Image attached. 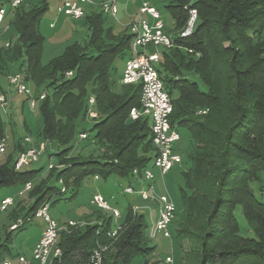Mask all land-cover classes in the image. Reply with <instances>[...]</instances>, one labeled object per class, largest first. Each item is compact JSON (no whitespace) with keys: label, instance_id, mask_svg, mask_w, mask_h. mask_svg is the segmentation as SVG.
Masks as SVG:
<instances>
[{"label":"trees","instance_id":"trees-1","mask_svg":"<svg viewBox=\"0 0 264 264\" xmlns=\"http://www.w3.org/2000/svg\"><path fill=\"white\" fill-rule=\"evenodd\" d=\"M10 1L0 0V7ZM23 5L8 7L6 14L13 15L9 25L16 37L14 42L0 46V93H5L1 79L7 77L8 81L11 65L19 62L18 72L26 74L35 94H46L40 100L41 135L51 142L52 150L58 148V163L30 190L26 211L11 212V222L18 216L24 219L18 230L44 204L51 205L62 197L74 198L85 177L133 178L135 169L141 173L152 162L155 150L149 119L143 116L134 120L130 116L132 108L140 107L141 87L121 81L118 87L114 79L116 59L130 55L128 30L114 34L111 27L104 28V12L86 6L89 43L69 45L60 56L43 64L45 38L39 23L48 2L43 0L30 8ZM168 8L175 19V30L186 25L190 8H195L198 15L193 32L176 36L174 46L162 50L158 65L172 98L171 122L194 143L187 163L190 166L181 174L184 214L177 233L199 246L192 247L188 254L183 250L184 257L191 256L192 264H264V195L253 185L264 179V43L260 40L264 34V0H171ZM222 51L228 53L225 94L218 87L212 88L211 83L202 90L184 74L195 68L204 78L201 64L208 69ZM91 97L99 115L90 129L94 135L83 128ZM195 105L209 112L205 120L188 116ZM87 132L99 154L72 155L81 141L80 134ZM16 147L21 151L25 146L21 141ZM42 170H16L15 159L12 165L1 164L0 188L22 187ZM238 206L246 222L244 228L235 214ZM131 208L114 237L109 235L115 220L111 212L102 216L98 211L96 222L61 229L57 240L61 255L51 264H88L94 250L101 246L106 247L103 264H134L137 257L154 252L145 235L148 227L144 215ZM244 230L251 234L244 235ZM15 232L10 228L4 236L0 232V264L5 260L15 262L19 255L12 250ZM159 262L153 260L151 264Z\"/></svg>","mask_w":264,"mask_h":264},{"label":"rangeland","instance_id":"rangeland-1","mask_svg":"<svg viewBox=\"0 0 264 264\" xmlns=\"http://www.w3.org/2000/svg\"><path fill=\"white\" fill-rule=\"evenodd\" d=\"M63 0H47L48 9L42 16L39 29L41 34L44 36V47L41 61L43 64L49 63L53 58L60 56L65 48L74 43H78L81 46H85L89 43L90 38V29L88 26L87 17H82L79 19H74L72 17L66 16L63 13L57 12V6ZM116 1L118 13L116 16H111L107 13H103V25L104 28L111 27L114 34H123L125 31L129 30V25L138 22L141 17H146L145 14L140 12V6L143 2H148L151 5L157 7L162 16L165 29L167 31H181L182 29H174L176 26L175 19L171 12L169 11L168 5L171 3V0H91L92 5L90 10L95 12H100V5L104 2ZM43 0H25L22 8H30L38 6L42 3ZM89 10V11H90ZM190 15L188 16L189 19ZM13 15H8L0 23V46L7 45L9 41H15V33L10 27L9 23ZM198 20V15L194 21V26ZM188 22V20H187ZM260 40L264 43V34L261 35ZM227 46V45H226ZM2 48V47H0ZM161 50L162 48L159 47ZM148 52L153 51V47L147 48ZM228 53L222 51V53L213 61L212 65L208 69L201 64L199 70L204 78H201L197 71L190 69L185 71L184 74L190 79L197 82L198 87L202 90L208 89V83L212 84V88H220L221 94L226 93L227 87V65L226 58ZM127 56L124 58H117L115 66V76L114 79L117 81V86L120 85L119 77H121L123 70L125 68V63ZM19 71V62L11 65V73ZM2 88L5 93H2L3 96L7 99V106L0 105V112L3 118V130L4 135L7 140V149L6 152L0 156V165L9 162L10 165L13 164L14 159L18 157L20 150L16 145L23 141L26 136H30L33 141L40 142L42 140V125L43 117L41 113V101L36 103V107L31 109L28 100L23 95L14 96V91L9 87V82L7 77L1 79ZM30 86L34 87L32 82ZM42 89V88H41ZM94 108V107H93ZM208 111L206 112L205 108L202 106L195 105L188 111V116L194 119L205 120ZM97 116H99L97 114ZM96 118V117H95ZM94 118H91L89 115L86 118L83 128L90 130L94 124ZM91 135H94V131H89ZM89 132H87L86 137H80V142H78V147L76 150L71 152L72 155L83 154L87 156L89 154L98 155V151L95 150L96 143L90 138ZM193 140L187 137L186 132H181V139L176 142V151L180 154L182 162L174 166L165 176L161 174V171L155 167L153 162H149L147 167L152 171L154 179L151 182H148L140 174H135L134 179L131 176L129 177H118L111 176L108 178L99 177L96 179L93 175L85 177L80 182L78 194L72 198L68 199L62 197L57 202L50 205L49 214L56 219L60 225H67L70 221H73L75 224L82 223H93L98 220L97 216L98 211L103 212V215H109L110 211L99 208L98 206L92 204L93 196L97 193H100L113 208H116L120 212V217L117 220L113 221V228L115 229L118 225L124 222L127 210L129 207L133 212L143 214L147 224L146 237L149 241L150 246L155 247V251L148 254L147 256L137 257L134 260V264H151L153 260H161L166 256H173L175 264H192L194 259L191 256H185L184 252L188 254L191 252L192 247L198 248L199 244L194 240L190 239H181L178 236V228L181 227V221L183 218V202L181 196L180 187L185 188L182 178V171L189 168L188 158L189 153L193 149ZM25 146V142L22 143ZM58 148L54 146L53 150L48 149L44 152L37 162H33L26 169H38L42 168V172L37 173L36 178H32V186L35 187L41 179L47 178L50 171L47 168L49 162V156L52 153L51 157L52 163L57 164L58 160L55 156ZM51 180V179H50ZM54 182V181H53ZM140 182V183H139ZM132 184L136 192L127 193L125 192V187ZM57 185H60L59 182H56ZM153 184L155 187V192L157 194H168L176 205V214L173 220V223L170 226V237H165L162 233H157L156 236L151 237L149 234L150 227L157 218V208L158 204L151 196L148 199H143L137 189L144 188L149 189V185ZM256 188V191L264 195V179L258 183H253ZM21 186H10L0 188V232L4 236V231L10 228V224L15 223L23 217H19L10 221L9 217L11 212L16 209V212L23 213L26 211L28 204L31 202L30 191L19 193ZM187 193L188 190L185 189ZM10 196L13 198V204L8 207L7 210L1 209V201L3 198ZM236 217L239 223L242 225V228L246 226V222L242 215L241 207L238 206L235 210ZM26 226L21 230H16L15 235L13 236L12 250L14 254L25 255L29 259L32 258V250L34 240L37 237L39 230L45 226L44 219L42 217L33 216L30 218ZM23 226V225H22ZM5 227V229H4ZM4 229V231H3ZM251 234V231L244 230V235ZM182 246L184 247L182 249ZM184 250V252H183Z\"/></svg>","mask_w":264,"mask_h":264},{"label":"built area","instance_id":"built-area-1","mask_svg":"<svg viewBox=\"0 0 264 264\" xmlns=\"http://www.w3.org/2000/svg\"><path fill=\"white\" fill-rule=\"evenodd\" d=\"M25 0H11L7 5L0 7V23L4 20L8 7L15 8L24 3ZM92 5L91 0H63L57 6V12L74 19L82 18L86 15V6ZM101 10L111 16L118 13L116 1L104 2L100 5ZM140 12L149 18L141 17L138 22L130 24L128 32L131 35L130 55L126 60L125 68L120 77V81L126 85H139L141 87L140 107L132 108L130 116L132 119L139 117H147L150 122V134L152 144L154 146L153 164L157 167L163 176H165L174 166L182 162L180 154L176 151V142L181 139V132L175 124L171 122V114L173 111V103L166 84L158 70L161 60V53L164 49L174 46V39L180 35L188 36L193 32L194 21L197 17L195 8L189 9V19L187 25L181 31H167L162 20L160 10L148 2H143L140 6ZM153 47V51L148 52L147 48ZM159 47L162 49L160 50ZM70 75L71 72H67ZM9 87L14 93L23 95L28 100L31 109L36 107V103L43 100L46 96L45 92L36 95L33 88L26 79V74L22 71L12 73L8 76ZM7 99L0 93V105L7 106ZM90 108L88 115L91 118L97 117V112L93 109L94 98L89 100ZM86 133L80 134L85 138ZM25 147L20 151L15 160V169L22 170L29 167L33 162H37L39 157L48 149L52 150V144L49 140L42 138L40 142L33 141L30 136H26L22 143ZM6 137L0 138V156L6 152ZM52 159L49 156L48 169L54 167ZM140 171L135 169L133 174H139ZM141 175L145 180L151 182L154 179L152 171L146 166L141 171ZM98 177V176H96ZM33 188L32 182H27L21 187L19 193L30 191ZM125 192L134 193L136 190L129 184L125 187ZM137 193L143 199L151 196L157 202V218L153 221L149 234L151 237L162 233L165 237H170V226L173 223L176 214V205L172 198L166 194H157L153 184L149 185V189L139 190ZM92 204L101 209L110 211L115 220L120 217V212L109 205L107 200L101 194H95ZM13 204V198L7 196L1 201V209L7 210ZM50 203L44 204L36 213V217H42L45 222V228L41 237L35 244L32 251V258L29 259L25 255H18L15 262L5 260L4 264H51L55 257L61 255V249L57 245L59 231L67 229L69 226L75 225L70 221L67 225H60L59 222L49 214ZM24 225V220L19 219L10 226L11 230H18ZM118 225L109 235L114 237L119 229ZM106 247L96 248L91 255L88 264H103V252ZM159 264H175L174 257L169 255L161 259Z\"/></svg>","mask_w":264,"mask_h":264},{"label":"crops","instance_id":"crops-1","mask_svg":"<svg viewBox=\"0 0 264 264\" xmlns=\"http://www.w3.org/2000/svg\"><path fill=\"white\" fill-rule=\"evenodd\" d=\"M16 95H19V94L14 93V96H16ZM112 176H113V175H112ZM94 177H95L96 179H99V177H96V176H94ZM110 177H111V176H110ZM132 179H134V177H133ZM139 183H140V182H139ZM129 184H131V183H129ZM131 185H132V184H131ZM142 189H144V188L137 189V191L142 190ZM97 194H100V193H97ZM44 228H45V226L42 227V228L39 230V232H38V234H37V237H36V239L34 240L33 248H34L35 244L38 242L39 238L41 237ZM32 251H33V250H32ZM17 254H19V253H17ZM19 255H21V254H19Z\"/></svg>","mask_w":264,"mask_h":264}]
</instances>
